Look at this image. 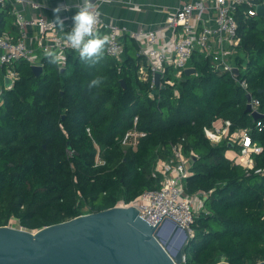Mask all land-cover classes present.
I'll return each instance as SVG.
<instances>
[{"label":"trees","instance_id":"obj_1","mask_svg":"<svg viewBox=\"0 0 264 264\" xmlns=\"http://www.w3.org/2000/svg\"><path fill=\"white\" fill-rule=\"evenodd\" d=\"M13 18V4L0 5L2 32ZM238 20L235 61L247 66L244 76L264 111V24L242 9ZM43 62V73L36 75L26 59L16 60L19 78L1 93L0 226L15 219L36 231L109 208L121 198L133 200L144 189L159 187L160 178L152 176L155 162L182 141L185 153L195 157L186 193H207L184 248V264L264 260V117L246 111V91L227 71L196 51L188 63L196 73L178 77L169 66L163 81L172 83L152 88L140 78L145 58L133 38L125 40L120 58L105 51L94 66L75 50L68 51L64 67L47 57ZM96 76L105 78L103 85L89 89ZM135 117L146 135L137 147L125 148L122 138ZM216 118L231 120V130L251 129L263 146L253 168L235 164L227 142L207 138L205 127ZM98 151L104 163L95 165Z\"/></svg>","mask_w":264,"mask_h":264},{"label":"built area","instance_id":"obj_2","mask_svg":"<svg viewBox=\"0 0 264 264\" xmlns=\"http://www.w3.org/2000/svg\"><path fill=\"white\" fill-rule=\"evenodd\" d=\"M11 1L14 3L24 0H0V5ZM105 1L107 0L93 1L97 5L96 10L100 12V23L97 28L99 31L105 29V34L110 37L111 43L106 48L107 54L120 58L125 43L123 36L128 29L115 21L104 20L100 5ZM29 3L34 7L38 6L36 2L29 1ZM261 4H264V0L186 1L167 16L166 23L173 28L168 49L167 45H159V33L156 29L132 31L131 35L138 43L139 53L145 58V63L139 69L140 78L144 81L150 80L152 88L157 86L155 82L157 73L161 75L160 85L172 83L171 80L163 81L168 67L173 66L177 76L180 77L189 67L188 63L194 52L199 51L211 60L215 69L227 71L244 88L246 95H251L250 100L246 101V105L251 106V115L253 112L264 115L261 100L254 95L248 79L244 76L247 66L245 64L240 66L235 61L241 43L238 13L242 9L247 17L264 18L259 12ZM16 17L20 28L19 37L14 38L0 30V66L6 67L5 75L12 81L4 88H11L19 78V72L14 68L16 60L24 58L31 65L44 66L45 53L48 50H55L62 56L58 65L64 67L68 51L73 50L67 46L58 27L50 22L53 20L42 15L27 18L19 11H16ZM32 26L39 29L35 47L27 42L28 28ZM235 67L239 68V75L234 74ZM137 121L138 117H135L134 127L129 129L122 138V145L125 148L137 147L140 137L146 135V132L137 129ZM231 126V120L216 118L211 126L205 127V134L212 143L233 144L227 151L229 158L235 164L249 170L255 166V155L262 152L263 146L253 138L250 128L231 130ZM257 126L259 130H262V121L258 120ZM87 130L90 133V129ZM170 151L168 156L157 158L152 171L153 177L160 178L159 187L144 189L130 201L121 198L114 206H135L140 216L154 225L163 216L159 224L164 231H172L169 220H175L189 231L191 237L194 232L192 225L198 212L204 207L207 193L201 191L192 195L186 193L185 182L191 174L193 155L185 153L182 141L172 143ZM72 153L73 151L70 150V154ZM103 163L104 160L98 151L95 165ZM260 171L262 169L256 170V172Z\"/></svg>","mask_w":264,"mask_h":264},{"label":"water","instance_id":"obj_3","mask_svg":"<svg viewBox=\"0 0 264 264\" xmlns=\"http://www.w3.org/2000/svg\"><path fill=\"white\" fill-rule=\"evenodd\" d=\"M259 12L264 16V4L259 6ZM31 66L36 75L44 71L42 65ZM184 72L191 75L196 68L189 66ZM234 74L239 75L238 67ZM155 82L160 85V73L155 75ZM11 83L6 77V84ZM246 96L250 100L251 95ZM245 109L250 112V104ZM252 115L264 116L259 112ZM159 221L150 223L135 206H111L36 231L1 225L0 264H183L189 231L170 219L172 231L167 234ZM255 264H264V260Z\"/></svg>","mask_w":264,"mask_h":264},{"label":"crops","instance_id":"obj_4","mask_svg":"<svg viewBox=\"0 0 264 264\" xmlns=\"http://www.w3.org/2000/svg\"><path fill=\"white\" fill-rule=\"evenodd\" d=\"M29 1L38 3L37 7L30 4ZM94 1V0H93ZM190 0H107L100 5L104 20L115 21L121 26L127 27V32L123 38L132 39L131 32L139 29H156L159 33V45H167L169 48V39L173 35V28L166 23L167 16L180 7L184 2ZM14 18L6 24L5 31L14 38L19 37L20 28L16 17V11L23 13L27 18H36L45 16L54 20L53 9L59 5H69L68 11H61L59 16L64 22L65 31H69L73 25L72 17L76 14V5L82 3V0H24L12 2ZM101 33L106 30L102 29ZM39 29L36 26L28 28L27 42L31 46H36V37ZM134 39V38H133ZM135 40V39H134ZM7 69L0 66V93L6 84Z\"/></svg>","mask_w":264,"mask_h":264},{"label":"clouds","instance_id":"obj_5","mask_svg":"<svg viewBox=\"0 0 264 264\" xmlns=\"http://www.w3.org/2000/svg\"><path fill=\"white\" fill-rule=\"evenodd\" d=\"M76 14L72 17L73 25L69 31H65L63 20L59 13L68 11L69 5H59L53 9L55 19L50 21L56 25L63 34L67 46L75 50L79 59L89 66L101 63L105 57L107 46L111 43L108 34L101 33L97 28L100 23V12L97 11V5L93 0H82V3L76 5ZM50 64L58 65L62 56L55 50H48L45 53ZM104 77L96 76L90 80L89 89L99 88L104 83Z\"/></svg>","mask_w":264,"mask_h":264},{"label":"rangeland","instance_id":"obj_6","mask_svg":"<svg viewBox=\"0 0 264 264\" xmlns=\"http://www.w3.org/2000/svg\"><path fill=\"white\" fill-rule=\"evenodd\" d=\"M258 18H260V26L261 25H263L264 24V21H263V19L261 18V17H258ZM262 19V20H261ZM88 205H85V211H88ZM10 225L11 226H14V227H19V228H21V226L19 225V222L17 221V220H15V219H13L12 221H11V223H10ZM166 233L167 234H171V232H169V231H166ZM178 238H179V240L181 239V236H178Z\"/></svg>","mask_w":264,"mask_h":264}]
</instances>
